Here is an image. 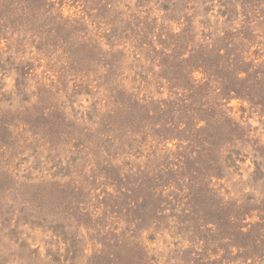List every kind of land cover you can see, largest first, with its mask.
Segmentation results:
<instances>
[{"label":"rangeland","instance_id":"rangeland-1","mask_svg":"<svg viewBox=\"0 0 264 264\" xmlns=\"http://www.w3.org/2000/svg\"><path fill=\"white\" fill-rule=\"evenodd\" d=\"M0 264H264V0H0Z\"/></svg>","mask_w":264,"mask_h":264}]
</instances>
